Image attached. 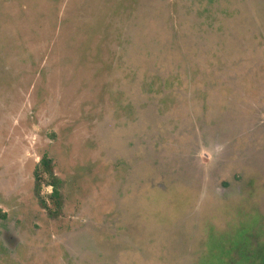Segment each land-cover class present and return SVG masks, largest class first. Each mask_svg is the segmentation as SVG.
<instances>
[{
    "label": "rangeland",
    "instance_id": "374dc122",
    "mask_svg": "<svg viewBox=\"0 0 264 264\" xmlns=\"http://www.w3.org/2000/svg\"><path fill=\"white\" fill-rule=\"evenodd\" d=\"M0 264H264V0H0Z\"/></svg>",
    "mask_w": 264,
    "mask_h": 264
},
{
    "label": "trees",
    "instance_id": "16d2710c",
    "mask_svg": "<svg viewBox=\"0 0 264 264\" xmlns=\"http://www.w3.org/2000/svg\"><path fill=\"white\" fill-rule=\"evenodd\" d=\"M40 166L42 171L49 177V184L53 187V190L49 197L52 199L54 204H56L59 197V182L57 176L54 173L51 159L44 155L40 160ZM36 186V190H38L39 184L36 183Z\"/></svg>",
    "mask_w": 264,
    "mask_h": 264
}]
</instances>
